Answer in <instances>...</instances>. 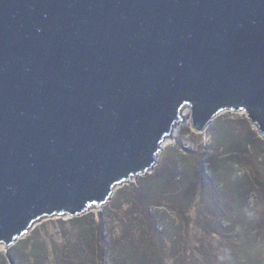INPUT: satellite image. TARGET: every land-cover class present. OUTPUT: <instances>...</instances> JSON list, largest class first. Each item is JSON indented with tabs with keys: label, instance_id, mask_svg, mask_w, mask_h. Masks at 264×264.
<instances>
[{
	"label": "water",
	"instance_id": "water-1",
	"mask_svg": "<svg viewBox=\"0 0 264 264\" xmlns=\"http://www.w3.org/2000/svg\"><path fill=\"white\" fill-rule=\"evenodd\" d=\"M185 108L264 139V0H0V246L149 173Z\"/></svg>",
	"mask_w": 264,
	"mask_h": 264
},
{
	"label": "rangeland",
	"instance_id": "rangeland-1",
	"mask_svg": "<svg viewBox=\"0 0 264 264\" xmlns=\"http://www.w3.org/2000/svg\"><path fill=\"white\" fill-rule=\"evenodd\" d=\"M185 110L149 173L75 222L70 214L36 222L0 246V264H264L263 137L244 111L223 110L197 132ZM90 224L96 237L84 245Z\"/></svg>",
	"mask_w": 264,
	"mask_h": 264
},
{
	"label": "trees",
	"instance_id": "trees-1",
	"mask_svg": "<svg viewBox=\"0 0 264 264\" xmlns=\"http://www.w3.org/2000/svg\"><path fill=\"white\" fill-rule=\"evenodd\" d=\"M217 142L220 145V148H222L223 152L225 151H229V148L232 147L231 141L227 139V137H224L223 135H221L220 137H216ZM240 144H243V142H240ZM232 151H229L227 153H231ZM262 155L260 156V158L262 159ZM101 216H103V212H101ZM78 217H73L71 218L72 222H75L77 220ZM103 218V217H102ZM79 220V218H78ZM81 235H84V245L90 241H92V239H94L96 237V228L95 226H93L92 224L90 225H85L82 227L81 229ZM25 242V240H21L20 242H18L19 246L21 243Z\"/></svg>",
	"mask_w": 264,
	"mask_h": 264
}]
</instances>
